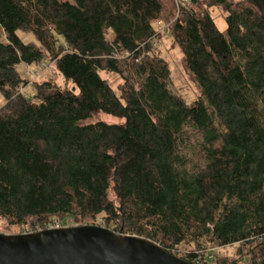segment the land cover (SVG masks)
<instances>
[{
	"label": "trees",
	"instance_id": "trees-1",
	"mask_svg": "<svg viewBox=\"0 0 264 264\" xmlns=\"http://www.w3.org/2000/svg\"><path fill=\"white\" fill-rule=\"evenodd\" d=\"M155 22L200 91L191 104L152 51ZM0 30V220L97 225L191 264L235 246L210 264H264V0H0ZM46 58L72 88L20 92L17 65ZM100 112L123 121L86 122Z\"/></svg>",
	"mask_w": 264,
	"mask_h": 264
},
{
	"label": "water",
	"instance_id": "water-1",
	"mask_svg": "<svg viewBox=\"0 0 264 264\" xmlns=\"http://www.w3.org/2000/svg\"><path fill=\"white\" fill-rule=\"evenodd\" d=\"M0 264H191L159 244L97 225L0 233Z\"/></svg>",
	"mask_w": 264,
	"mask_h": 264
},
{
	"label": "rangeland",
	"instance_id": "rangeland-1",
	"mask_svg": "<svg viewBox=\"0 0 264 264\" xmlns=\"http://www.w3.org/2000/svg\"><path fill=\"white\" fill-rule=\"evenodd\" d=\"M210 15L213 18L218 30L224 32L227 27L224 12L218 7H214L210 9ZM153 27L157 32H162V36L159 39L155 40L152 51L155 55L161 57L166 61L170 72V86L172 90L175 92L177 91L182 96L185 103L191 104L200 95V91L196 83L192 81L191 76L183 66L182 52L180 48L173 43L171 34L164 30L165 26L162 22H155L153 24ZM16 34L22 42L38 45V41L36 40V37L32 32L18 30ZM4 41L5 36L2 30H0V42ZM16 70L22 81H26L25 83H23V85H21L20 89L22 90L23 94L29 97H31L34 92L35 84L44 80H55L57 85H59L60 87H64L65 85H67L69 89L72 88L71 82H68L66 84L64 78L61 75L57 74L54 63L49 58L44 59V61L38 64L33 63L30 65H26L21 63L17 65ZM100 75L108 81V83L116 91L117 94H120L119 88L122 84V77L119 74L101 71ZM125 75H127V72H125ZM3 103L4 98L2 97V95H0V106ZM98 120H102L107 123H121L123 121L120 118L100 112L93 115L86 122H95ZM109 196L110 198H113V195L111 193ZM56 222L57 221L54 220L51 224ZM95 222L101 223L100 216L96 218ZM26 228L31 229L29 223L21 226H16L10 225L4 220H0V233L19 234L23 233ZM234 251L235 246L222 247L215 250L213 252V256H223L225 253L232 255Z\"/></svg>",
	"mask_w": 264,
	"mask_h": 264
},
{
	"label": "built area",
	"instance_id": "built-area-1",
	"mask_svg": "<svg viewBox=\"0 0 264 264\" xmlns=\"http://www.w3.org/2000/svg\"><path fill=\"white\" fill-rule=\"evenodd\" d=\"M175 1V4H176V6H177V8H179V7H182V6H186V5H188L190 2H192V0H174ZM19 91L20 92H22V90L21 89H19ZM69 222H67V224H60V223H58V222H56V223H53V224H50L47 228H58V227H62V226H71L70 224H68ZM46 228V229H47ZM37 231H40V230H37ZM32 232V230L31 229H29V228H26L24 231H23V233H31ZM218 249V248H217ZM216 248H210L209 249V252H208V264H210V263H212V260L214 259V254H213V252L215 251V250H217Z\"/></svg>",
	"mask_w": 264,
	"mask_h": 264
}]
</instances>
